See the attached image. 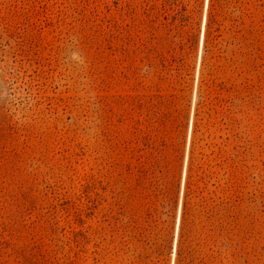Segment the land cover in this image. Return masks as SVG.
<instances>
[{
    "label": "rangeland",
    "instance_id": "374dc122",
    "mask_svg": "<svg viewBox=\"0 0 264 264\" xmlns=\"http://www.w3.org/2000/svg\"><path fill=\"white\" fill-rule=\"evenodd\" d=\"M0 264H264V0H0Z\"/></svg>",
    "mask_w": 264,
    "mask_h": 264
}]
</instances>
